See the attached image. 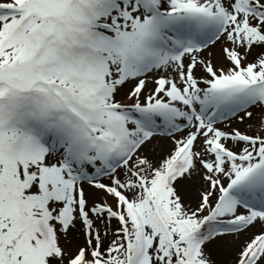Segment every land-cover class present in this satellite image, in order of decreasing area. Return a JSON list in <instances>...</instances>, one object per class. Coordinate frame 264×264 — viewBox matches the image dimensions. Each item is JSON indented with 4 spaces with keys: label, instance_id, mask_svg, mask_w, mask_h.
<instances>
[{
    "label": "snow or ice",
    "instance_id": "snow-or-ice-1",
    "mask_svg": "<svg viewBox=\"0 0 264 264\" xmlns=\"http://www.w3.org/2000/svg\"><path fill=\"white\" fill-rule=\"evenodd\" d=\"M0 264H264V0H0Z\"/></svg>",
    "mask_w": 264,
    "mask_h": 264
}]
</instances>
